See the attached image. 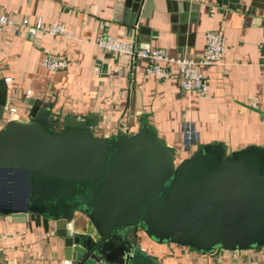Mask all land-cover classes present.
Here are the masks:
<instances>
[{
  "label": "crops",
  "instance_id": "1",
  "mask_svg": "<svg viewBox=\"0 0 264 264\" xmlns=\"http://www.w3.org/2000/svg\"><path fill=\"white\" fill-rule=\"evenodd\" d=\"M0 14L66 27L60 36L29 37L17 26L0 32V83L7 107L16 109L11 118L27 120L25 101L33 99L48 105L56 128L68 115L90 118L102 137L133 133L145 123L178 161L210 143H220L226 153L264 148V0H0ZM208 31L221 32L226 49L222 63L200 67L208 86L203 96L181 89L172 64H165L168 75L159 79L146 73V60L96 45L109 36L196 60ZM47 54L66 58L67 67L43 69ZM68 229L94 234L79 213ZM152 243L141 247L158 264H264V247L207 254ZM65 260L54 221L31 213L0 215V264Z\"/></svg>",
  "mask_w": 264,
  "mask_h": 264
},
{
  "label": "water",
  "instance_id": "2",
  "mask_svg": "<svg viewBox=\"0 0 264 264\" xmlns=\"http://www.w3.org/2000/svg\"><path fill=\"white\" fill-rule=\"evenodd\" d=\"M25 105L27 120L6 118L0 83V215L54 221L71 264H158L134 229L207 254L264 247V148L210 143L178 161L145 123L102 137L88 117L56 128L48 105ZM76 213L93 235L69 231Z\"/></svg>",
  "mask_w": 264,
  "mask_h": 264
},
{
  "label": "built area",
  "instance_id": "3",
  "mask_svg": "<svg viewBox=\"0 0 264 264\" xmlns=\"http://www.w3.org/2000/svg\"><path fill=\"white\" fill-rule=\"evenodd\" d=\"M9 26L19 27L29 37H34L37 33L60 36L66 31L65 24L59 21H53L44 26L41 21L30 24L27 19H22L20 22H16L9 16L0 14V32ZM225 43V37L221 32H206L202 54L198 59L194 60L188 57H170L163 49H143L135 41H120L109 36H100L96 41V45L106 52L124 54L131 61L136 59L146 60V73L159 79H163L168 75V69L165 64L174 65L179 74L181 89L185 92H194L202 96L206 94L208 86L200 71V67L222 63L226 49ZM67 65L68 60L66 58L53 54L45 55L40 61V66L49 72L63 70ZM6 80L9 81L10 79L7 78ZM27 94H29V91H27ZM14 113H16V109L8 108L6 118H11ZM124 129L128 130L127 127H124ZM187 139L189 140L191 137L187 136ZM24 264L31 263L27 262ZM63 264H69L68 260L63 261Z\"/></svg>",
  "mask_w": 264,
  "mask_h": 264
},
{
  "label": "rangeland",
  "instance_id": "4",
  "mask_svg": "<svg viewBox=\"0 0 264 264\" xmlns=\"http://www.w3.org/2000/svg\"><path fill=\"white\" fill-rule=\"evenodd\" d=\"M19 197V194L17 195ZM131 235H133L136 240L140 241L141 244H144V247L149 248L151 246L152 241L148 239L139 229H134L131 231ZM166 247H172L167 245Z\"/></svg>",
  "mask_w": 264,
  "mask_h": 264
}]
</instances>
